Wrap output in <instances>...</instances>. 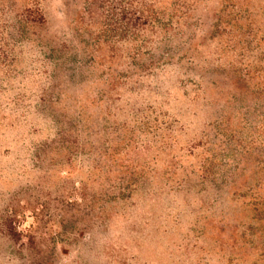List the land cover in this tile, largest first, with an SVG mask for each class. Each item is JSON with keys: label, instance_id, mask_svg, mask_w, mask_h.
Wrapping results in <instances>:
<instances>
[{"label": "rangeland", "instance_id": "obj_1", "mask_svg": "<svg viewBox=\"0 0 264 264\" xmlns=\"http://www.w3.org/2000/svg\"><path fill=\"white\" fill-rule=\"evenodd\" d=\"M77 7L79 0H50L47 31L36 30L16 48L13 72L0 82V264H264V101L245 102L234 112L220 105L230 113L220 136L213 125L221 120L218 111L207 110L210 55L207 42L200 44L208 31L204 23L194 31L199 55H172L173 65L182 62L184 73L163 67L157 82L145 84L158 94L146 92L139 99L120 85L122 101L114 102L110 77L124 84L128 55L97 54L102 25L99 19L92 27L77 24ZM153 56L165 55L156 51ZM126 101L138 111L157 110L150 117L170 129L164 133L170 150L158 161L147 159L144 171L156 172V179L102 226L91 212L83 217L76 206H66L80 203L82 159L73 164L66 184L59 178H67L66 168L53 167L37 151L61 129L78 130L79 107L91 116L86 125L97 134V146L111 148L121 135H113L115 125L140 126L116 113ZM44 106L55 107L54 116ZM135 137L138 146L152 142L142 133ZM211 142L223 147L216 149L219 154L226 148L238 154V163L224 161L234 173L227 182L240 188L234 196L207 190V172L199 175L201 166L207 170ZM138 164L142 170L144 164ZM33 211L44 224L49 217L51 225L40 230L32 248L12 242L2 226L5 218L15 216V226L23 231L32 224Z\"/></svg>", "mask_w": 264, "mask_h": 264}, {"label": "trees", "instance_id": "obj_2", "mask_svg": "<svg viewBox=\"0 0 264 264\" xmlns=\"http://www.w3.org/2000/svg\"><path fill=\"white\" fill-rule=\"evenodd\" d=\"M49 1L0 0V82L10 78L13 72L16 48L30 40L36 30L47 31L46 6ZM79 1L75 22L92 27L99 19L103 28L96 38L95 52L103 55L102 51L107 50L112 55H128L129 69L124 84L119 83L118 77H110L115 91L114 102L122 101L117 91L120 85L125 86L122 88L124 92L139 99L146 92L158 94L159 90L151 91L145 84L149 79L157 82L158 76L163 74V67H176L178 72L184 73L182 62L173 65L172 55H199L194 31L204 23H207L208 31L200 44L207 42V55H210L207 62L210 78L207 79V110L218 111L221 120L213 125L220 136H225L220 129L222 121L230 117V113L223 111L220 105L229 110L232 108L234 112L245 102L255 106L257 102L264 101V0ZM156 51L165 56L155 59ZM124 106L117 108L116 113L129 116L134 123L140 122V126L139 129L127 130L124 125H115L111 130L113 135H121L110 149L106 147L102 151L103 148L97 146L94 139L97 134L86 125L91 116L87 114V108L79 107L76 117L78 130L61 129L57 139L41 145L37 151L38 156L47 158L53 167L66 168L67 178L59 177L61 181L70 179L73 164L78 158L82 159L84 182L77 193L80 203H66V206H76L78 214L83 217L87 216L86 212H91L102 226L134 193L149 185L151 178L156 179V172L144 171L147 159L158 161L161 156H168L166 151L170 150L166 142L168 137L164 135L170 129L157 126V117H150L158 115L157 110L138 111L128 102ZM43 108L52 116L57 110L52 106ZM137 133L149 136L151 144L138 146L139 143L135 142ZM71 136H74V146L68 145ZM207 147V170L205 165L199 168V175L207 172V190L234 196L240 188L234 182H227L234 173H230L224 161L232 158L238 163V154L231 148L219 154L216 149L223 147L214 142L207 143ZM138 162L144 164L142 170ZM252 212L257 213V210L252 209ZM33 214L32 224L23 231L15 226L18 224L15 216L5 218L2 226L12 242L25 241L32 248L40 230H45L49 223L51 225L49 217L44 224L43 216L35 211Z\"/></svg>", "mask_w": 264, "mask_h": 264}]
</instances>
